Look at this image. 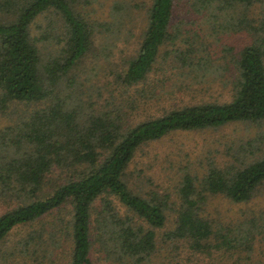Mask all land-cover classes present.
<instances>
[{
	"label": "trees",
	"instance_id": "trees-1",
	"mask_svg": "<svg viewBox=\"0 0 264 264\" xmlns=\"http://www.w3.org/2000/svg\"><path fill=\"white\" fill-rule=\"evenodd\" d=\"M73 1L0 0V116L11 119L0 127V198L12 203L0 214V243L14 229L65 209V219L58 217L71 242L64 264H92L94 254L110 264H152L157 229L165 226L171 211L174 227L162 233V242L175 241L190 253L214 249L238 254L244 248L250 252L257 236L264 235V222L259 227L253 217L248 225L215 224L202 215V208L208 194L246 203L254 192L264 190V0H186L188 11L204 24L194 21L199 29L184 38L180 32L184 20L172 23L178 1L151 0L143 37L132 49L135 55L122 57V66L113 64V79L103 87V99V91L84 97L87 89L77 73L95 46V35L110 33L106 28L98 33ZM46 10L57 15L60 33L49 22L44 32L32 35L31 24ZM227 33L249 40L237 50L224 46L230 57L223 56L217 65L198 56L207 49L205 38ZM51 37H56L55 47L42 54L37 42ZM100 42L94 48L99 61L109 59L119 40ZM168 53L174 58L158 61ZM168 67L199 80L204 91L219 79L228 95L222 101L176 106L156 117L132 119L128 111L144 109L155 98L162 100L164 91L171 89ZM213 68L223 77L211 80L207 73H216ZM150 78L151 91L140 94L141 102L131 90ZM234 123L257 129L239 147L243 151L248 147L249 154L243 152L235 166L233 161L227 168L211 165L201 178L186 168L179 201H172L170 193L139 186L143 184L139 180L132 179L130 186L128 169L143 146L175 132ZM261 214L259 218H264V211ZM40 236L32 229L18 241L20 254L35 244L38 264L54 254L46 244L39 255L44 244Z\"/></svg>",
	"mask_w": 264,
	"mask_h": 264
},
{
	"label": "rangeland",
	"instance_id": "rangeland-1",
	"mask_svg": "<svg viewBox=\"0 0 264 264\" xmlns=\"http://www.w3.org/2000/svg\"><path fill=\"white\" fill-rule=\"evenodd\" d=\"M175 1H178V6L173 10L172 23L176 24L180 23V20H184L183 27L180 30L184 38L192 34L196 29H199L194 21H196L197 24H204V21L200 19L198 15H193L191 11H188L186 0ZM73 2L80 16L88 24H92L93 28L95 27L98 33L102 32L103 28H106V32L110 33L109 36L105 34L95 35V46L84 58V62L79 66V72L77 73L79 79H83V85L87 89L84 93V97L88 96L89 93L95 96L98 92L103 91V99L106 96V91L103 87L107 86V82L110 79H113L112 76H110L111 70H115L114 68L117 65L122 66V62L125 61L127 57L135 55L132 49L136 47L137 43L143 37L151 0H74ZM120 7L121 10H119ZM118 17L121 19V25L118 23ZM57 18L55 12L52 13L47 10L42 12L33 24H31V34L38 36L44 32L49 22H54L53 25L57 27V31L60 33L61 22H59ZM207 28L210 29V25H207L206 30ZM98 39H100V43L119 40V45L114 44V47L111 49L112 52L109 55V59H101L99 61L100 58L96 55L97 51L94 49L99 45V43H97ZM205 39L206 41L204 44L207 43V49L203 48V51H200L198 56L203 59L209 58L214 61L213 65L220 64L223 60V56L227 58L230 57L227 50L224 49V46H233L234 50H237L244 41L248 42L249 40L243 38L240 33L238 35H236V33H227L220 35L218 39L217 36H215V38L209 37ZM55 41L56 37H51L44 43H42V41L37 42V45L42 54H47L49 51L48 49L52 50L55 47ZM192 42H195V37H192ZM185 46L186 45H184V47ZM196 46H199L198 41ZM167 49H171V46H168ZM122 57H125V59H121ZM173 58L174 57H171L168 53L166 57H160L158 61L167 63ZM113 64H115L114 68L112 67ZM213 69L216 73H207L211 80L218 78V76H222L223 72L221 70H217V68ZM166 73H168L171 78V89H166L167 93L166 90L164 91V94L160 96L162 100L157 101L155 98L149 103V99L146 98L148 100L147 104H149L144 109L138 107L137 110L128 111V113H130L129 115H132V119L139 121L148 116L156 117L165 110L176 106L180 107L187 104H198L209 100L222 101L224 100L223 98L228 95L226 92L227 88L221 87L218 81L219 79L214 82V85H211L209 91H204L200 88V85L197 84L199 80H191V77L182 76V71L179 69L174 70V68L168 67ZM157 74H159V72H157ZM190 75L191 72L188 71V76ZM151 78L147 82L140 84L136 90L134 87L131 90L132 93L136 95L135 97L141 102L142 97H144V95L147 96L151 91ZM179 78H182V80ZM173 89H177L181 94ZM198 90H200L201 93H199ZM168 92H170L169 96ZM141 93L144 95L140 96ZM100 100L98 103H100ZM141 104L142 103L138 105ZM15 115L13 117H15ZM7 121H11L10 117L0 116V127L5 125ZM256 131L257 129L247 128L245 124L234 123L216 129L179 131L172 133L160 140L143 146L140 151L141 153L139 152V155L128 169V182L130 186H132V179H135L134 182L136 180L142 181L143 184L139 186L151 190L154 189L155 192L159 193H170L172 201H179L178 187L186 168L190 173H194L201 178L211 165L227 168V166L231 165L230 163L232 161L235 163V159L238 160V162L241 161L245 156L243 152L248 154L249 152L247 151L248 147L244 149L245 151H243L242 148L239 150V147L240 145L242 146L250 136L253 137ZM232 142L235 143L236 148L228 147ZM259 146L260 144H256L255 148ZM263 153L264 152H262V154ZM233 155L236 156L232 160ZM137 171H142L140 173L141 175L137 176ZM7 201L8 200L5 198H0V214L5 212L8 207L12 206V203H8ZM96 205L99 206V202H97ZM120 209L124 211L122 208ZM202 209V215L214 220L215 224L240 225L243 223L242 225H248L250 224V219L254 217L257 219L259 227H261L260 224L264 222L262 221L264 218L259 217L264 211V190L254 192L251 199L246 203H235L222 194H208L206 203ZM167 214L168 220L165 226L157 229V250L152 264H264L263 234L257 236V240L253 244V248L250 252H247L244 248V252H237L238 254H224L214 249L210 253H190L186 249L178 247L175 241L162 242L160 237L162 233L174 227L175 212L168 211ZM58 217H61L63 221L66 217V210H56L52 214L46 215L31 223V225H25L14 229L7 235L4 241L0 243V264H38L35 255H33L35 244L30 246L26 254L24 252L20 254L19 252L21 247L18 241L24 237L26 232L32 229L38 230V232L40 231V238H44V244L40 245L38 249L39 255L43 254V249L46 244L49 246L48 249L54 253L50 255V257L44 259L42 264H64V261L69 258L71 242L65 236L64 228H62V224L58 220ZM55 222H57V226L54 227L53 224ZM61 246L65 248L62 249ZM13 247H15V255L12 254ZM92 264L110 263L102 260L97 254H94Z\"/></svg>",
	"mask_w": 264,
	"mask_h": 264
}]
</instances>
